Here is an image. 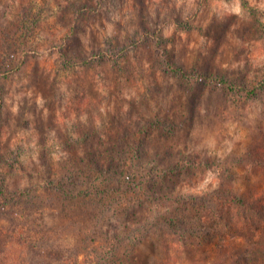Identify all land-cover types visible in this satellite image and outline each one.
Segmentation results:
<instances>
[{
    "label": "rangeland",
    "instance_id": "obj_1",
    "mask_svg": "<svg viewBox=\"0 0 264 264\" xmlns=\"http://www.w3.org/2000/svg\"><path fill=\"white\" fill-rule=\"evenodd\" d=\"M86 1L0 0V169L7 183L47 193V178L85 166L76 160L83 150L115 148L117 160L158 167L154 190L166 199L113 193L112 210L127 206L111 220L130 218L142 197L138 217L155 207L206 221L185 242L158 217L141 241L120 246V264H237L250 226L243 210L240 217L212 204L209 191L225 185L264 193V0H90L95 11L76 14ZM145 28L161 40H146ZM111 44L127 45L117 61L80 63L77 55L93 48L117 51ZM95 183L105 186L93 174L74 187ZM37 206H23V218L38 221ZM81 213L67 211L63 245L82 244L77 235L95 219ZM53 215L44 218L53 223ZM76 251L85 264L102 256ZM14 253L39 264L29 251Z\"/></svg>",
    "mask_w": 264,
    "mask_h": 264
},
{
    "label": "trees",
    "instance_id": "obj_2",
    "mask_svg": "<svg viewBox=\"0 0 264 264\" xmlns=\"http://www.w3.org/2000/svg\"><path fill=\"white\" fill-rule=\"evenodd\" d=\"M85 7L86 11H83ZM95 8L96 6L89 0L84 2V5L79 6L76 14L88 15L91 10L94 12ZM142 33L146 40L152 37L157 42L161 40L159 32L149 31L148 28H145ZM139 41L135 39L132 44L135 45ZM114 48L117 51L111 48H93L91 53L85 56H77L84 66H91L97 61H117L125 52L127 45L120 46V48L114 46ZM66 61L73 63L70 59H66ZM167 64L169 68H173L170 62ZM68 65L71 67L74 64ZM205 75L207 76V74ZM223 80L228 83L230 89H236L235 84L228 82L225 78ZM262 87L264 88V83H262ZM0 93H2L1 90ZM139 151L138 148L135 149L136 153ZM81 153L83 157L80 155L76 160L81 159L85 166L71 165L62 175H55L52 179L47 178L42 182L43 188L48 189L47 193L38 191L36 193L32 188H11L7 183L6 174L0 169V264H31L28 258L16 256L14 252L18 249L29 251L38 259L39 264H85L84 260L80 258V253L76 251L78 248L91 251L94 248L93 253L96 255L100 250L102 256H99V260L97 259L95 264H120L123 262L120 260V246L126 241L133 244L141 241L153 227V224L157 222L158 217H161L163 223L170 226V230H168L170 235H180V238L185 242H187V231L195 232L202 225H205L206 221L202 217L195 218L193 222L189 223V218L181 217L179 220L176 215L169 211L163 212L162 209L155 207L150 208V216L138 217L139 213L145 210L142 207L139 208L145 203L142 197L138 198V208H134L133 212H130V218L111 220L118 212H125L127 206V204L122 205L120 203L117 209L112 210V201L118 198L112 199L113 193L125 196L132 193L144 195L143 197L148 195L150 201H165L166 198L159 196L157 194L159 192L154 190L155 183L158 182L161 173L156 166H139L141 167L139 169L136 163L129 164L117 160L115 148L91 146ZM1 163H4L2 155H0ZM179 168L181 166L176 165L166 170L175 172ZM93 174L101 175V182L105 186H98L95 183L83 188L74 187L77 182L81 181L83 175L91 178ZM231 187L233 186L221 185L216 190L209 191L211 193L209 201L212 204L217 201L222 202L223 207L227 206L231 210L238 211L240 217L242 216L240 210H243V219L248 221L251 230L249 233L243 232L242 234L243 237H246L247 243L243 257L239 258L237 264H264V193L249 191L239 194L231 190ZM104 196L109 199H105ZM195 198L199 199L200 195H196ZM177 200L172 199L173 202H177ZM32 203L38 205L36 207L37 213L41 216L36 222L23 218L27 215L23 211L27 205L31 207ZM23 206L26 208L23 209ZM73 208L83 211L81 214L86 217L95 219L92 220L93 223L89 228H82L80 236L77 235V243H82L80 246L62 244V238L65 237L62 228H65L69 222V218L66 219V213ZM48 210L52 211V215L54 214L53 223L47 222L44 218V214ZM21 218L28 220L29 223L21 224L19 222ZM236 219L234 225L240 223ZM243 222L246 227L247 222L245 220ZM232 224L233 222L229 224L230 229H232ZM179 232L181 233L179 234ZM233 236L236 235L233 234ZM170 263V260L165 262V264Z\"/></svg>",
    "mask_w": 264,
    "mask_h": 264
},
{
    "label": "clouds",
    "instance_id": "obj_3",
    "mask_svg": "<svg viewBox=\"0 0 264 264\" xmlns=\"http://www.w3.org/2000/svg\"><path fill=\"white\" fill-rule=\"evenodd\" d=\"M262 6H264V5H262ZM239 9H237V11H238Z\"/></svg>",
    "mask_w": 264,
    "mask_h": 264
}]
</instances>
